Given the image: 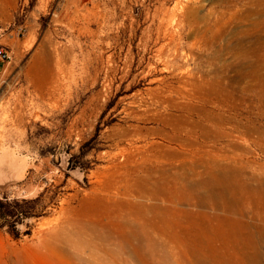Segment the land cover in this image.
Wrapping results in <instances>:
<instances>
[{
  "label": "rangeland",
  "instance_id": "obj_1",
  "mask_svg": "<svg viewBox=\"0 0 264 264\" xmlns=\"http://www.w3.org/2000/svg\"><path fill=\"white\" fill-rule=\"evenodd\" d=\"M260 37L264 0H0V264H199L152 251L155 206L264 211V97L241 46ZM212 166L229 191L202 183ZM179 219L182 247L216 240Z\"/></svg>",
  "mask_w": 264,
  "mask_h": 264
},
{
  "label": "bare ground",
  "instance_id": "obj_2",
  "mask_svg": "<svg viewBox=\"0 0 264 264\" xmlns=\"http://www.w3.org/2000/svg\"><path fill=\"white\" fill-rule=\"evenodd\" d=\"M241 46H243L242 48L244 50L247 49L246 51H255L258 54L257 58H256L257 61L255 59L253 62H249V59L246 57V61H248L249 65H250V69L247 70V73L251 72V74L255 77L256 81L258 82L257 86H256L257 93H259L260 96L264 97V95H263V91H264V66L262 65V64H264V37L257 38L253 43H249L246 45L241 44ZM243 56H244V54H243ZM255 130H256V132H258L260 134V137H258L255 140V142L258 144H261L263 141V138H264V129L260 128V127H256ZM216 164H218V163H216ZM215 167H217V166H215ZM220 169H221V171H224V172L226 171L225 166L220 167ZM218 171L215 172L213 166L210 167V169L207 171L208 177L210 178V180L209 181L205 180L202 182L205 186H207L208 190H210V193H213V192L216 193V191H218V188H222V189L224 188L223 190L229 191V189L231 188V185L229 183L222 185L220 182V179L223 180L225 177H227L228 180L235 181V179L231 177L230 172L227 174H225V173L223 174V172H221V174L218 175ZM236 177L238 180H241V178H239L237 175H236ZM139 179H140V182L139 181L138 182L140 184V187L142 189H144L146 192H149L153 195H157L161 191H163V192L166 191L164 183H159L158 181L156 182V180L154 182H152L149 180L150 178H148V177L147 178L146 177L145 178H139ZM214 181L218 182L222 187H220ZM193 186H200V183H193L192 184V191L197 192V189H196L197 187H193ZM181 188L176 187L174 185L172 187H169V189L172 191V193H171L172 196L170 197V200L174 196L176 197V195L178 193H179V195H181V194L186 195L185 192H183L184 190ZM252 189H254V187ZM189 194L192 195V192ZM212 195L203 196V198L204 199L205 198L210 199ZM127 197H126V199L128 201H130V196H129V198H127ZM164 201H165V199H164ZM134 203L144 205L142 200L140 202L134 201ZM155 208L161 210L165 214L164 215L162 214L163 215L162 218L164 220V225H161L162 228L158 229V231H156V230L153 232L147 231L149 233V236L153 239L152 244H151L153 246L152 251L153 250L155 252L159 251V248L162 247V250L165 249V252L167 250L168 252H171L174 254V253H177V248H182L183 252H185L187 254H194L198 258L199 264H264V211H261L260 209L253 208V207H250V208L245 207L244 209H242L241 207H199V208L196 207V208H193V207H170L169 205H164V206H155ZM245 209L246 210H252L253 209L255 212V216H256V218H258V220L254 217L252 218V220L244 219V210ZM152 213H150V214H152ZM239 213H240V215L238 216ZM180 214H183L184 218L187 219V221H190V223H196V220L200 219L202 221V224L206 228L204 230V232L206 234H210V233L217 234L216 240L214 241V240H211L210 238L205 240L203 238L204 241H202V236L200 235V233L202 231H200V232L196 231L198 233V236H199V238H198L199 243H196V245H188L186 248L182 247L183 243L181 241H178V239H182V237L185 239H188L189 238L188 233L192 232V231L186 229L185 233L179 232V228H177V226H179V224H180L179 222H181L179 219ZM124 217H126V216H124ZM75 218L73 221H75ZM71 220H72V218H71ZM70 221H69V223H70ZM84 221L87 222L86 220H84ZM126 221L127 222H124L122 224V228H125V227L127 228L129 226V223L133 222V219L131 222L127 218ZM136 222L137 221H135L134 223H136ZM90 223H88V226ZM97 223H98V221H97ZM93 225H94V223H93ZM97 225H99V224H97ZM138 225H140V224H138ZM71 226H73V225H71ZM100 226H98V228ZM92 227H94V226H92ZM100 228H103V226H101ZM105 228L106 227H104L103 230H105ZM62 229H65V228H62ZM108 229H109V227H108ZM67 230H68V228H67ZM81 230L82 229H80V228H78L76 231L72 230V232H70L71 230L70 231L68 230L70 232V233L67 232V234L69 235V240L71 241V239L72 238L74 239V237L76 235H80L81 233H83ZM60 232H58V233L60 234ZM109 232H111V231H109ZM137 232H138V230H134V231L132 230L130 233L133 236H135V235H139ZM65 233L66 232H64L62 234L66 235ZM88 234H90V233H88ZM88 234H87V236H88ZM105 234H107V233H105ZM55 235L56 234H54V239H55ZM116 235H114V237ZM56 236H61V235L57 234ZM80 236L82 237L83 235H80ZM84 236L86 237V235H84ZM96 236H98V235H96ZM62 237L59 238L60 242H63ZM143 237H145V236H143ZM158 237H160V238H158ZM56 238H58V237H56ZM116 238H119V237H116ZM139 238H140V236H139ZM146 238L144 240H147ZM67 239L68 238H66V240ZM76 239L74 240V242L76 241ZM81 239L83 240V238H81ZM87 239L88 238H84V240L86 242H87ZM92 239L95 240L94 238H92ZM92 239H90V237H89V241L90 240L93 241ZM134 239H136V237ZM137 239H136V241H137ZM170 239H176V241H178L175 246L173 244H170V246H169ZM56 240H58V239H56ZM66 240H65V243L67 242ZM79 240L80 239L78 236V241ZM85 241L84 242L79 241V242H83L84 246H85ZM119 241H122V240H119ZM176 241H170V242L174 243ZM52 242H53V240H52ZM137 242H140V241H137ZM89 243L91 244L92 242H89ZM89 243H88V245H89ZM95 243L96 242H94V244ZM142 243H144V242H142ZM77 244L78 243H76V246H77ZM130 244L131 243H129V245ZM148 244H149V242H148ZM70 245L72 247H75V244H74V246H73V244H70ZM92 246H93V243H92ZM128 246L126 245V247H128ZM138 246H140V245H138ZM93 247L95 248L96 246H93ZM77 248H79V247L77 246ZM90 248H89V250H90ZM99 249H100V247H99ZM91 252H93V254H94V251L91 250ZM95 252H96V250H95ZM147 252H149V251H147Z\"/></svg>",
  "mask_w": 264,
  "mask_h": 264
},
{
  "label": "built area",
  "instance_id": "obj_3",
  "mask_svg": "<svg viewBox=\"0 0 264 264\" xmlns=\"http://www.w3.org/2000/svg\"><path fill=\"white\" fill-rule=\"evenodd\" d=\"M11 58V55L8 50L0 47V59L8 61Z\"/></svg>",
  "mask_w": 264,
  "mask_h": 264
},
{
  "label": "crops",
  "instance_id": "obj_4",
  "mask_svg": "<svg viewBox=\"0 0 264 264\" xmlns=\"http://www.w3.org/2000/svg\"><path fill=\"white\" fill-rule=\"evenodd\" d=\"M6 68V60L0 59V73H2Z\"/></svg>",
  "mask_w": 264,
  "mask_h": 264
}]
</instances>
